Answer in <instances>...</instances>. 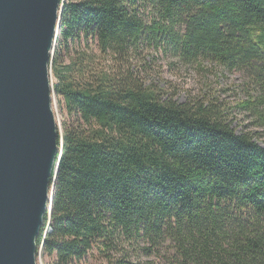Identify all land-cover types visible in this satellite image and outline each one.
Returning <instances> with one entry per match:
<instances>
[{
    "label": "trees",
    "instance_id": "trees-1",
    "mask_svg": "<svg viewBox=\"0 0 264 264\" xmlns=\"http://www.w3.org/2000/svg\"><path fill=\"white\" fill-rule=\"evenodd\" d=\"M75 42L87 48L70 56ZM145 44L244 71L253 93L237 105L264 128V0H63L49 69L57 105L77 119L62 123L36 255L121 264L129 244L168 264H264V145L219 99L178 102L97 67Z\"/></svg>",
    "mask_w": 264,
    "mask_h": 264
},
{
    "label": "water",
    "instance_id": "water-1",
    "mask_svg": "<svg viewBox=\"0 0 264 264\" xmlns=\"http://www.w3.org/2000/svg\"><path fill=\"white\" fill-rule=\"evenodd\" d=\"M62 2L0 0V264H36V237L51 213L62 139L49 58Z\"/></svg>",
    "mask_w": 264,
    "mask_h": 264
},
{
    "label": "rangeland",
    "instance_id": "rangeland-1",
    "mask_svg": "<svg viewBox=\"0 0 264 264\" xmlns=\"http://www.w3.org/2000/svg\"><path fill=\"white\" fill-rule=\"evenodd\" d=\"M57 35V34H56ZM89 48L98 53L95 41L89 42ZM55 46V42H54ZM54 46L50 57L53 55ZM83 43L75 42L70 46L69 55L84 50ZM97 67H109L112 64L118 67L121 74L129 76L137 83L144 86H151L158 93L165 96L171 95L178 102H185L194 98H209L230 106L228 120L237 132H250L253 139L264 145V128L256 125L252 114L244 107L237 104L248 98L253 93V88L244 84L247 80L246 73L239 70H228L213 62L201 61L199 63H184L177 58L164 53L160 47L145 44L138 55L131 56L129 61L120 65L115 64L109 57L97 56ZM50 60V58H49ZM67 56L64 61L67 62ZM49 79L53 86V76L49 69ZM52 110L55 120L62 130V123L75 122L77 118L68 115L65 109L59 108L53 94ZM62 132V131H61ZM36 257V264H54L53 259L40 251ZM121 264H144L146 260H151L153 264H168L166 259L159 261V258L152 255L145 257L141 252L136 253L129 245L124 246ZM69 264H108L94 255L87 256L81 261H73Z\"/></svg>",
    "mask_w": 264,
    "mask_h": 264
},
{
    "label": "built area",
    "instance_id": "built-area-1",
    "mask_svg": "<svg viewBox=\"0 0 264 264\" xmlns=\"http://www.w3.org/2000/svg\"><path fill=\"white\" fill-rule=\"evenodd\" d=\"M50 230V227H49V224L47 223L46 225H45V232L44 233H46V232H48ZM41 251V245L39 246V249H38V253Z\"/></svg>",
    "mask_w": 264,
    "mask_h": 264
}]
</instances>
